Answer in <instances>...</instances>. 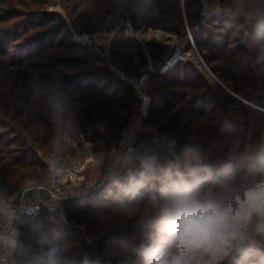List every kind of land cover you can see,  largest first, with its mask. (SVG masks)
<instances>
[{
	"label": "trees",
	"instance_id": "1",
	"mask_svg": "<svg viewBox=\"0 0 264 264\" xmlns=\"http://www.w3.org/2000/svg\"><path fill=\"white\" fill-rule=\"evenodd\" d=\"M203 1H219L235 10L234 0H69L64 4L70 5L69 16L77 14L71 20L80 34L92 35L129 22L137 31L161 30L178 36L189 50L152 40L116 37L112 41L113 62L128 74L143 73L149 63L160 67L181 48L187 60L174 75L150 72L151 105L131 164L99 189L65 200L62 212L68 225L47 210L14 222L10 239L15 247L9 248L17 263L12 264H27L33 256L48 252L63 264H125L137 257L154 228L148 201L171 165L179 164V171L187 176V156L197 174L215 172L246 147L264 142V112L252 106L264 108V94L255 97L259 78L264 82V76L257 77L254 69L239 66L225 55H203L249 105L213 85L195 67L188 28L196 47L204 49L198 40ZM47 4L45 0H0L1 199L15 195L28 182L46 180L48 157L69 166L90 154L110 152L138 114L134 91L107 65L92 68L94 51L73 42L70 32L64 34L67 17L50 11ZM243 50L251 53L249 45ZM221 60L224 65H212ZM257 66L264 69V60ZM148 159L156 161L157 179L141 189V198L133 205L136 211L123 214L116 197ZM171 175L175 176V169ZM78 228L92 234L94 243H87L86 234L75 237ZM55 235L61 240L58 244ZM72 243L76 245L69 249ZM252 253L247 259L240 257V264H264V248L255 247Z\"/></svg>",
	"mask_w": 264,
	"mask_h": 264
},
{
	"label": "clouds",
	"instance_id": "2",
	"mask_svg": "<svg viewBox=\"0 0 264 264\" xmlns=\"http://www.w3.org/2000/svg\"><path fill=\"white\" fill-rule=\"evenodd\" d=\"M234 8L246 23L255 21L244 35L264 58V0H234ZM184 166L187 176L179 171V164L171 165L151 195L148 207L154 214V228L137 257L125 264H240V257L249 258L264 241V142L246 147L215 172L197 174L187 156ZM157 173L156 161L144 160L139 174L121 186L116 204L123 214L136 211L133 205L141 198V189L156 180ZM5 212L0 201V214ZM7 243L15 247L14 239ZM27 264L63 262L48 252L33 256Z\"/></svg>",
	"mask_w": 264,
	"mask_h": 264
},
{
	"label": "rangeland",
	"instance_id": "3",
	"mask_svg": "<svg viewBox=\"0 0 264 264\" xmlns=\"http://www.w3.org/2000/svg\"><path fill=\"white\" fill-rule=\"evenodd\" d=\"M48 2V9L50 11H56L58 13L64 14L67 19H68V24L66 27V30L64 34L67 32L68 37L74 42V35L75 34H80L78 32V29L74 27L72 24V20L76 18L77 14L75 16H69L67 14L66 8L69 7L70 5H67L65 7V3L69 0H45ZM211 5L219 6L220 12L218 13L219 15H216L213 19L207 20L202 22L201 21V26L202 30L198 34V40L203 42L205 46L204 49H200L199 47H196L193 49V53H195L197 59L195 61V67L199 69L203 75H205L208 80L216 86H221L223 89L228 91L230 94L234 95L235 97H240L242 101L246 102L249 105H252L250 101L242 98L240 95H238L234 90H233V83L231 81L225 78H222L218 76L213 70L211 65L209 66L208 63L205 62L203 55L205 53H208L212 56H223L225 55L226 57L232 59L233 62H236L239 66L246 67L245 65H248L247 68L249 69H254L257 77H260V75L264 76V69L258 68V64L261 63L264 58L261 57L260 50L258 46H253L251 48V53L246 54L243 50L244 45H249L247 39L244 37V29L251 27V23H246L244 18L237 14L235 10H230L226 6L222 5L219 1L215 3H211ZM72 7V6H71ZM71 9V8H70ZM190 29L188 28V37L189 36ZM157 33V34H154ZM63 34V35H64ZM82 35V34H80ZM83 35H90L87 33H84ZM92 37H94V46H83L82 44L75 42L76 44L83 46V47H90L95 54L94 61L91 63V67H99V66H106V62L102 56V53L104 51V48H107V46L111 47L112 41L116 38H122L125 41H128L129 39H135L137 41L143 42V41H157L162 44H167V45H176V44H181V46L184 47V50H189L186 44L181 43L182 38H179L178 36L168 34L166 32H163L161 30H140L137 31L133 29L131 24L129 22L124 23L122 26H118L117 28L114 29H106L102 30L98 33L92 34ZM192 39L194 40V35L191 32ZM182 49V48H181ZM181 49H177L180 50ZM182 54V52H181ZM97 56V57H96ZM182 56L184 57V61H171V66H167L165 68H156L153 73L157 70L161 74H172L174 75L177 71L178 68H182L185 65V62L187 60V57H185L183 54ZM213 66H219V65H224V62L221 61H215L212 64ZM149 66H154L153 63H149ZM149 66L146 69L149 71ZM156 71V72H157ZM239 71L241 73H244V69L240 68ZM238 71V73H240ZM207 80V81H208ZM208 81V82H209ZM153 81H150L147 83L146 87V95L147 97L151 100L150 96V87L153 85ZM263 80L259 78L257 86L259 87L258 92H253L255 93V97L258 94L263 95L264 94V84ZM255 106L257 109L261 110L264 112V108L257 106V105H252ZM147 110L143 108L142 102L139 101V106H138V114L134 118L135 121L132 123L131 128L135 129H145L144 128V121L148 117V112ZM107 154V153H106ZM105 155V154H104ZM97 156L94 154H90L86 159L92 160L94 159L93 163L90 164V167L88 168L87 172L84 174L83 179L81 180L80 184L76 185L75 187L69 186L68 190L71 194H68V198L64 197L61 200V203H59L58 208L56 211H53L52 213L58 214V219L61 223H65V225H68V222L63 216L62 212V204L65 200L72 198V197H77L79 195L87 194L92 191H95L99 189L102 185H104L107 182H111L112 179L115 177L119 176L121 172H114L110 171L109 166H110V161L108 159H104L103 162H96ZM20 202V200H19ZM75 237L79 236H84L86 234V241L89 244L94 243V238L91 236L92 234H88L86 230H80V228L76 229L75 231ZM12 232H9V236L7 235V239L9 240L11 238ZM98 236V234H97ZM56 239V244H58L61 240L59 239V236L55 235ZM76 243L69 244L67 247L69 249L73 248ZM255 247H261L264 248V242L259 241L257 246ZM4 252L8 255L9 259L11 260V263L15 261V257L13 258L10 252L9 245H7L4 249ZM117 253V252H114ZM253 253H251L250 256H252ZM15 263H17L15 261Z\"/></svg>",
	"mask_w": 264,
	"mask_h": 264
},
{
	"label": "built area",
	"instance_id": "4",
	"mask_svg": "<svg viewBox=\"0 0 264 264\" xmlns=\"http://www.w3.org/2000/svg\"><path fill=\"white\" fill-rule=\"evenodd\" d=\"M219 6L211 5L203 1L202 9L200 12L201 21H207L213 19L216 15H219ZM251 29L245 28L246 31ZM190 41L194 48H196L195 42L192 39L191 32H189ZM245 37V35H244ZM246 38V37H245ZM247 39V38H246ZM74 42H78L83 46H94V37L91 35H74ZM102 56L107 64L109 70L124 84L129 86L133 91L137 99L142 102L143 108L146 112H149L151 100L146 95V87L149 80L150 72L156 68H165L171 66V61H184V57L180 50H176L173 57L158 66H149V71L144 70L139 75L128 74L122 71L115 62H113L110 47L104 48ZM148 115V114H147ZM141 129L131 128V126L124 132L122 140L118 146L113 148L110 152L103 155H96V162H103L104 159L110 161L109 169L114 172H122L127 168L133 158L135 143L138 134ZM92 160H80L72 165L64 166L58 160L48 157L46 159L48 175L46 180L42 181L41 185L31 188L28 192L24 193L20 197V202H16V197L11 196L9 198L1 199L4 202L6 212L0 214V237H3V242L0 243V264H12L8 255L4 252L5 247L8 245L7 235L12 230L14 222L21 217L35 218L38 217L44 210L53 212L58 208L59 203L64 197L68 198L69 186L75 187L80 184L84 174L87 172ZM95 162V161H94Z\"/></svg>",
	"mask_w": 264,
	"mask_h": 264
},
{
	"label": "crops",
	"instance_id": "5",
	"mask_svg": "<svg viewBox=\"0 0 264 264\" xmlns=\"http://www.w3.org/2000/svg\"><path fill=\"white\" fill-rule=\"evenodd\" d=\"M41 183H43L42 181H32V182H28L26 184H24L19 191L13 195L14 197H16V202H18L20 200V197H22L24 195V193L28 192L31 188L41 185Z\"/></svg>",
	"mask_w": 264,
	"mask_h": 264
}]
</instances>
